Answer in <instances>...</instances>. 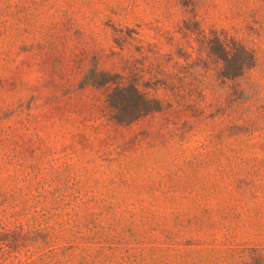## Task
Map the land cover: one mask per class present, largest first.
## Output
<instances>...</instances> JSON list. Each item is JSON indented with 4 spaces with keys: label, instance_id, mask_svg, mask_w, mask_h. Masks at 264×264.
<instances>
[{
    "label": "rangeland",
    "instance_id": "374dc122",
    "mask_svg": "<svg viewBox=\"0 0 264 264\" xmlns=\"http://www.w3.org/2000/svg\"><path fill=\"white\" fill-rule=\"evenodd\" d=\"M0 264H264V0H0Z\"/></svg>",
    "mask_w": 264,
    "mask_h": 264
},
{
    "label": "trees",
    "instance_id": "16d2710c",
    "mask_svg": "<svg viewBox=\"0 0 264 264\" xmlns=\"http://www.w3.org/2000/svg\"><path fill=\"white\" fill-rule=\"evenodd\" d=\"M221 59L224 68L227 64L230 65L229 75L233 79L241 77L246 69L251 68L255 64L254 53L238 40L232 41L230 53L222 54Z\"/></svg>",
    "mask_w": 264,
    "mask_h": 264
}]
</instances>
